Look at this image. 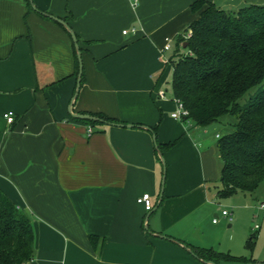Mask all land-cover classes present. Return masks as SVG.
<instances>
[{"label":"crops","instance_id":"crops-1","mask_svg":"<svg viewBox=\"0 0 264 264\" xmlns=\"http://www.w3.org/2000/svg\"><path fill=\"white\" fill-rule=\"evenodd\" d=\"M194 1L32 0L77 36L83 82L74 99L79 66L69 34L25 0H0V191L32 220L33 258L24 264H211L192 249L224 252L221 221L231 223L233 210L214 212L222 199L211 190L220 172L216 143L204 137L208 127L171 118V61L184 47L161 52L197 18ZM70 112L131 127H92ZM154 127L159 145L176 141L162 155L161 198ZM253 193L232 196L251 198L263 246L244 257L253 262L219 264H264V201ZM143 194L149 212L136 202Z\"/></svg>","mask_w":264,"mask_h":264},{"label":"trees","instance_id":"trees-1","mask_svg":"<svg viewBox=\"0 0 264 264\" xmlns=\"http://www.w3.org/2000/svg\"><path fill=\"white\" fill-rule=\"evenodd\" d=\"M25 2L28 10L50 18L35 8L32 0ZM189 9L197 18L175 41L177 49L186 44V53L178 54L176 50L171 61L172 97L183 104L189 114L187 120L196 127H210L224 116L234 119L229 124L232 131L220 135L216 142L220 162L216 194L222 199L237 193L252 194L264 180V6L250 5L227 11L214 2L196 0ZM188 31L191 36L184 40L182 35ZM76 63L78 67L77 60ZM75 74L78 75V70ZM82 82L83 73L80 85ZM254 87L257 89L248 103L240 105L239 100ZM84 115L94 119L74 120L92 127L123 124L102 113ZM149 131L156 138L157 127ZM175 144L176 141L159 145L156 141L155 152L163 155ZM88 238L98 250L97 237L89 235ZM252 240L253 235L249 239L251 244ZM33 242L30 215L0 191V264L30 261ZM192 253L197 259L212 264L223 260L253 262L212 249L194 248Z\"/></svg>","mask_w":264,"mask_h":264},{"label":"rangeland","instance_id":"rangeland-1","mask_svg":"<svg viewBox=\"0 0 264 264\" xmlns=\"http://www.w3.org/2000/svg\"><path fill=\"white\" fill-rule=\"evenodd\" d=\"M215 4L227 11L237 10L239 8L247 7L250 5L264 6V0H216ZM172 45H175L173 41ZM186 53L183 49L181 54ZM257 87L249 90L240 100L239 104L244 105L248 103L250 97H252L256 91ZM167 95H171V83L167 86ZM234 119L231 116H224L220 121L212 126L208 127L203 131L205 138L211 140L213 144L217 142L215 138V133H219L221 136L228 134L232 131L229 124L233 123ZM162 179V177H161ZM218 179V178H217ZM219 186L218 180L216 183H212L211 190L212 194H215L217 187ZM211 194V196H212ZM254 197H259V201H264V180L262 181L259 188L253 193ZM252 203L251 198L247 197L246 200L242 196H231L228 198L221 199L214 207L216 209L214 212L220 213L222 210H233L232 222L221 221L225 224L226 233H224V238L222 240V246L224 249V254L230 256H236V258L251 257L255 248L259 250L263 246V242L259 238L260 230H257L255 226H260L261 215L255 209L248 207ZM227 225H230L229 228ZM254 236L252 244L249 242L250 236ZM254 242V243H253ZM258 247H257V246Z\"/></svg>","mask_w":264,"mask_h":264},{"label":"built area","instance_id":"built-area-1","mask_svg":"<svg viewBox=\"0 0 264 264\" xmlns=\"http://www.w3.org/2000/svg\"><path fill=\"white\" fill-rule=\"evenodd\" d=\"M131 1H132L133 4H136V2H137V0H131ZM132 32H134V30H132ZM123 34H126V31H123ZM190 36H191V32L190 31H188V32H186L185 34L182 35L184 40L189 39ZM172 43H173V41L171 39H166L165 45L163 46L161 52H167V51L171 50ZM158 96L160 98H162V99L165 98V92L164 91H160L158 93ZM174 101H175V104H176V109L171 114V118L174 119V120H177V121L186 120V121L189 122L190 120H187V117L189 115L188 111L185 109V107L183 106V104L180 101H178V100H174ZM3 117H4V119L6 120V122L9 125H11L14 122V114L12 112L5 113L3 115ZM92 133H93V128L88 127L87 130H86V135L90 136ZM136 202L138 204H140L144 208V210L146 212L151 211V209L153 207V203H152V200H151V197L149 196V194L141 195L140 197H138L136 199ZM260 208L263 209L264 205L261 204ZM222 215L223 216H228V212L227 211H222ZM216 222H217V219H214L213 223H216ZM256 228H257V226H256Z\"/></svg>","mask_w":264,"mask_h":264},{"label":"water","instance_id":"water-1","mask_svg":"<svg viewBox=\"0 0 264 264\" xmlns=\"http://www.w3.org/2000/svg\"><path fill=\"white\" fill-rule=\"evenodd\" d=\"M50 18L54 21H56L57 23H59L60 25H62L65 29H67L69 31L70 37L72 39V42L74 44V48L76 51V55H77V61H78V75H77V80H76V91L74 94V99L77 97V94L79 92V88H80V82H81V76H82V61H81V53L79 50V45H78V41H77V37L76 35L73 33V31H71V29L68 28L67 24L60 20L57 19L55 17L50 16ZM183 47H186V44L183 45ZM70 111V109H69ZM72 118L74 119H79V120H90V119H94L93 117L89 116V115H84V114H72L70 112ZM112 126H121V127H131V125H123V124H116V125H112ZM153 142L154 145H156V138L155 136H153ZM159 158L162 164V170H163V175H162V179H161V190H160V194L159 197H162L163 194V188H164V184H165V176H166V164H165V160L163 158V156L159 153ZM212 264V263H211Z\"/></svg>","mask_w":264,"mask_h":264}]
</instances>
